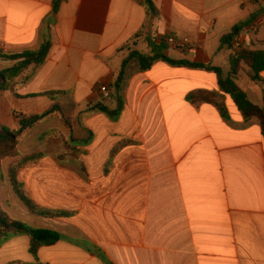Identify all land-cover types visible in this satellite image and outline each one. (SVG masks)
Wrapping results in <instances>:
<instances>
[{"label": "crops", "instance_id": "crops-1", "mask_svg": "<svg viewBox=\"0 0 264 264\" xmlns=\"http://www.w3.org/2000/svg\"><path fill=\"white\" fill-rule=\"evenodd\" d=\"M152 4L0 0V52L51 44L44 63L0 93V124L25 131L22 121L55 104L62 112L37 123H53L52 148L22 168L18 182L39 207L72 214L36 217L12 197L19 220L63 238L37 257L28 236L0 240V264H264L260 122L245 121L230 96L228 119L211 104L187 101L194 91L221 93L220 79L230 78L264 109V72L254 80L245 63L233 67L231 46H221L245 24L243 46L264 52V0ZM170 36L197 47L173 48ZM135 53L221 73L163 59L142 71ZM15 63L0 60V70ZM1 185L13 189L9 179Z\"/></svg>", "mask_w": 264, "mask_h": 264}, {"label": "trees", "instance_id": "trees-1", "mask_svg": "<svg viewBox=\"0 0 264 264\" xmlns=\"http://www.w3.org/2000/svg\"><path fill=\"white\" fill-rule=\"evenodd\" d=\"M149 9L153 10L152 0H147ZM264 13V9L262 10ZM245 28V24L236 25L232 31L221 39V46H232L233 42L240 38ZM51 44L50 42L43 43L38 50L27 51L21 54L8 55L0 52V60L4 62H16L11 68L0 70V93L5 92L11 89L12 82L29 66L31 65H40L44 63L49 52ZM136 56L140 63V68L142 71L148 70L152 64L158 60L163 59L166 62L175 65H185L194 68H202L210 71H215L220 75L221 70L219 68H214L211 66H206L202 64H191L188 62H177L167 58L164 55H154V56H143L140 54H133ZM241 62L245 63L253 72L254 80L260 78V74L264 72V52L253 51L245 48L244 46L240 47L233 55V67L238 66ZM127 64V61L124 63V66ZM124 78L123 72H121L116 86L118 87ZM220 88L221 93L209 92V91H194L187 96V101L199 105L202 103L211 104L220 112L222 117L225 119L229 118V110L226 104V96H230L235 105L237 106L239 112L241 113L245 121H250L257 119L260 122L262 133L264 135V109L255 105L248 97L246 92L234 82L232 79L223 80L220 79ZM57 92L48 93L47 96L55 101V96ZM54 113H60L61 109L57 104L53 109L47 114L29 118L21 122V126L25 128H30L36 125L39 121L43 120L45 117L52 115ZM63 120L67 126H69L68 120L62 115ZM23 130L12 132L5 127L0 126V154L8 155L11 157H18L19 152L18 148V137ZM42 154L30 155L19 161V168H13L10 172V182L14 189V192L27 208V210L36 217L43 218H69L71 213L55 211L44 209L36 205L28 194L23 190V185L18 182L17 176L18 172L30 165L37 163L42 159ZM14 236H28L30 238V252L34 257L38 256L39 250L43 246H51L58 241H60L63 236L54 230L43 229V228H34L29 224L12 219L7 213L0 210V240H7Z\"/></svg>", "mask_w": 264, "mask_h": 264}, {"label": "rangeland", "instance_id": "rangeland-1", "mask_svg": "<svg viewBox=\"0 0 264 264\" xmlns=\"http://www.w3.org/2000/svg\"><path fill=\"white\" fill-rule=\"evenodd\" d=\"M61 120L65 124L62 117ZM0 126L5 127L1 124ZM53 126V123L50 121L38 125L36 124L33 127L22 131V133L18 137V157H11L10 154L6 156L0 154V210L7 213L14 220H19V218H21V214L19 212V208L10 207L11 198L14 197L15 201H17L19 204L22 203L18 196H16L12 188L7 186L3 187L1 183H4L5 179H10L11 169L19 168V161L23 158L30 155L42 154V152L46 150H51L52 143L50 142V136L52 135ZM41 135H43V139L39 140V136ZM65 146L68 149L67 144Z\"/></svg>", "mask_w": 264, "mask_h": 264}, {"label": "built area", "instance_id": "built-area-1", "mask_svg": "<svg viewBox=\"0 0 264 264\" xmlns=\"http://www.w3.org/2000/svg\"><path fill=\"white\" fill-rule=\"evenodd\" d=\"M165 41L169 46L181 51H187L197 47L196 44L191 43L188 39L177 38L175 36L167 37ZM242 46L243 44L241 41L237 39L235 42H233L231 49L233 50V53H235ZM102 91L105 92L106 88H102ZM106 97H108V95H106Z\"/></svg>", "mask_w": 264, "mask_h": 264}]
</instances>
